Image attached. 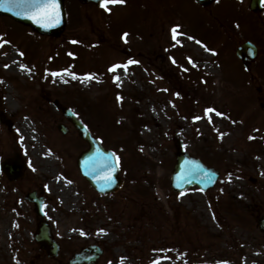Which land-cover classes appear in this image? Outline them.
Returning <instances> with one entry per match:
<instances>
[{
    "label": "rangeland",
    "instance_id": "obj_1",
    "mask_svg": "<svg viewBox=\"0 0 264 264\" xmlns=\"http://www.w3.org/2000/svg\"><path fill=\"white\" fill-rule=\"evenodd\" d=\"M124 2L105 10L72 0L65 27L53 35L0 15V111L12 121L10 128L0 121V162L16 153L28 162L18 182L0 170V264H68L90 243L105 249L97 264H264V246L250 231L260 229L258 221H247L256 207L264 214V54L260 45L245 67L236 52L241 39L264 44V6ZM160 24L163 34L156 33ZM176 26L190 44L170 40ZM56 98L115 149L125 179L116 193H97L81 175L77 157L88 143L76 139ZM25 122L42 147L39 134L60 135L64 123L74 153L49 155L51 164L36 158ZM15 130L21 149L12 142ZM181 149L219 170L213 188L172 189ZM59 184L72 186L67 198ZM29 190L45 197L61 243L56 257L34 239L40 217L25 197ZM76 240L80 246L65 250Z\"/></svg>",
    "mask_w": 264,
    "mask_h": 264
},
{
    "label": "water",
    "instance_id": "obj_2",
    "mask_svg": "<svg viewBox=\"0 0 264 264\" xmlns=\"http://www.w3.org/2000/svg\"><path fill=\"white\" fill-rule=\"evenodd\" d=\"M58 4V21H45L37 23L36 20L32 19V16L35 15L36 9L29 7L27 4H21L20 6L16 5H5L0 7L1 12H6L13 17L22 20L23 22L30 23L36 26L40 31L43 32H53L59 30L65 21L64 17V5L63 0H57ZM252 8L258 9L261 7V0H252L251 4ZM11 9V10H9ZM17 12H22L23 14L17 15ZM50 25V26H46ZM249 44H245L240 47L238 53L246 58L251 57L252 54L248 55ZM250 51V49H249ZM264 107V104H263ZM77 128L81 132L82 136L86 138L90 143V149L84 152L79 161V166L82 173L89 179L91 184L95 186L99 191L102 192H110L116 190L122 183V180L118 177V166L116 163L115 155L110 150H105L98 142L97 139L93 138L92 135L87 131V129L78 121L77 119H73ZM95 156L102 157L105 162V167L100 171V169H96L97 167L92 166V159ZM11 163L12 161H7V163ZM191 169V170H189ZM21 174L20 170H18L15 176H19ZM218 177V172L212 168L206 167L203 163H201L198 159L190 157L188 154H178V163L176 165L175 171L173 173V187L175 189H183L187 185L199 183L203 188H208L214 185L216 179ZM261 227L264 229V216L261 220ZM44 230L48 231L47 228L44 227ZM49 235L45 234L42 242H49ZM57 246H55V251ZM101 252L98 248L90 247L85 249L86 256L85 260L90 264L92 261H96L98 254ZM84 254V255H85ZM82 254H77L75 257L80 259L82 258ZM80 261V260H78Z\"/></svg>",
    "mask_w": 264,
    "mask_h": 264
},
{
    "label": "bare ground",
    "instance_id": "obj_3",
    "mask_svg": "<svg viewBox=\"0 0 264 264\" xmlns=\"http://www.w3.org/2000/svg\"><path fill=\"white\" fill-rule=\"evenodd\" d=\"M81 30L82 33L86 31L84 28H82ZM178 39H180V37ZM180 41L181 43L190 44L188 41L185 40H180ZM42 116L46 117L44 111H42ZM22 128L27 135L28 141L30 142V147H28V151H32L33 155L36 158L38 159L41 158L47 164H51V160L48 158L49 155H70L73 153V149H71V147L69 146L70 142L72 141L71 137L69 136H60L58 133H46L44 131L42 135L39 134V136L37 137L38 141H42V140L45 141L46 145L42 147L40 144L35 143V138L31 133H29L30 128L28 122H25ZM14 135L16 141H19L22 138V133L18 132L17 130L14 131ZM96 164L101 165V162L97 161ZM59 188L61 189L62 194L67 198L68 193L71 190L72 186L68 185V187H66L62 184H59ZM75 206L76 204L74 203V207ZM249 213L250 214H248V219H247L249 223L252 221V219L258 221V219L261 216V211L258 207L254 208ZM177 230L179 231V229ZM250 231L253 234L254 240L257 243L259 242L260 244H263L264 246V232L257 229L255 230L251 229ZM181 239L182 238H180L179 240ZM64 240H66V238ZM78 242L79 240L73 241V244L71 243L70 246L73 245V247H75L78 244ZM10 261L12 262V264H16L13 260Z\"/></svg>",
    "mask_w": 264,
    "mask_h": 264
},
{
    "label": "snow or ice",
    "instance_id": "obj_4",
    "mask_svg": "<svg viewBox=\"0 0 264 264\" xmlns=\"http://www.w3.org/2000/svg\"><path fill=\"white\" fill-rule=\"evenodd\" d=\"M123 3L124 0H100L101 7L105 10H110L108 5L110 3ZM27 4L29 7L36 9L35 15L32 16V19L36 20L37 23L42 20L45 21H58V4L57 0H0V7L7 5H16L20 6L21 4ZM11 10V9H9ZM17 15L23 14L22 12H17ZM50 26V25H46ZM179 26H176L172 29L173 39L176 38V29ZM127 34H125L126 36ZM128 63H133V61H128ZM119 67V65H113V69ZM126 67V65H125ZM55 74V73H54ZM208 111H213L209 109ZM153 264H158V261H154Z\"/></svg>",
    "mask_w": 264,
    "mask_h": 264
},
{
    "label": "flooded vegetation",
    "instance_id": "obj_5",
    "mask_svg": "<svg viewBox=\"0 0 264 264\" xmlns=\"http://www.w3.org/2000/svg\"><path fill=\"white\" fill-rule=\"evenodd\" d=\"M91 5H92V6H93V8H94V6H95V5H93V4H91Z\"/></svg>",
    "mask_w": 264,
    "mask_h": 264
}]
</instances>
